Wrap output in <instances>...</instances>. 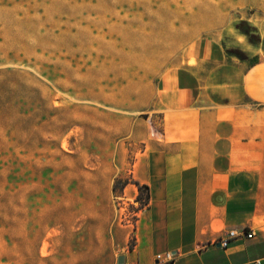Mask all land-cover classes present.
<instances>
[{"label": "rangeland", "instance_id": "1", "mask_svg": "<svg viewBox=\"0 0 264 264\" xmlns=\"http://www.w3.org/2000/svg\"><path fill=\"white\" fill-rule=\"evenodd\" d=\"M202 36L264 55V0H0V264L132 247L157 76Z\"/></svg>", "mask_w": 264, "mask_h": 264}, {"label": "crops", "instance_id": "2", "mask_svg": "<svg viewBox=\"0 0 264 264\" xmlns=\"http://www.w3.org/2000/svg\"><path fill=\"white\" fill-rule=\"evenodd\" d=\"M154 96L148 116L162 130L132 168L147 199L132 247L106 264L119 254L125 264H264V55L194 38L157 76ZM228 228L254 234L222 246ZM165 250L174 258L157 260Z\"/></svg>", "mask_w": 264, "mask_h": 264}, {"label": "built area", "instance_id": "3", "mask_svg": "<svg viewBox=\"0 0 264 264\" xmlns=\"http://www.w3.org/2000/svg\"><path fill=\"white\" fill-rule=\"evenodd\" d=\"M254 234L253 230H246L245 228H228L223 236L218 239V243L222 246H226L229 244L231 239H236L240 237H249ZM157 260L168 261L174 258V252L171 250H165L156 253ZM114 264H125V261L118 262L114 261Z\"/></svg>", "mask_w": 264, "mask_h": 264}, {"label": "water", "instance_id": "4", "mask_svg": "<svg viewBox=\"0 0 264 264\" xmlns=\"http://www.w3.org/2000/svg\"><path fill=\"white\" fill-rule=\"evenodd\" d=\"M118 262H123L124 261V254H119L116 259Z\"/></svg>", "mask_w": 264, "mask_h": 264}, {"label": "trees", "instance_id": "5", "mask_svg": "<svg viewBox=\"0 0 264 264\" xmlns=\"http://www.w3.org/2000/svg\"><path fill=\"white\" fill-rule=\"evenodd\" d=\"M136 183H138V182H136ZM143 186L147 188V185L143 184Z\"/></svg>", "mask_w": 264, "mask_h": 264}]
</instances>
